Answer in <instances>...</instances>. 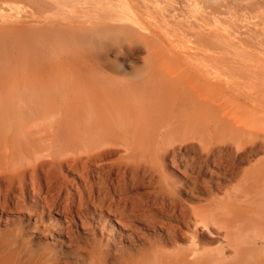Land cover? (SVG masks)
<instances>
[{"label": "bare ground", "instance_id": "1", "mask_svg": "<svg viewBox=\"0 0 264 264\" xmlns=\"http://www.w3.org/2000/svg\"><path fill=\"white\" fill-rule=\"evenodd\" d=\"M240 1L0 0V264H264V210H235L224 233L124 211L102 187L137 154L186 142L215 146L185 171L212 163L217 189L241 173L264 187V160L237 163L257 152L259 99L223 93L220 16L264 13V0Z\"/></svg>", "mask_w": 264, "mask_h": 264}, {"label": "rangeland", "instance_id": "2", "mask_svg": "<svg viewBox=\"0 0 264 264\" xmlns=\"http://www.w3.org/2000/svg\"><path fill=\"white\" fill-rule=\"evenodd\" d=\"M173 1H176L177 3L182 1V3H184V0ZM228 1L231 4L236 3L234 4V7L241 2L240 0ZM54 2L59 5V0H54ZM16 4L20 5V3ZM228 11L224 12L220 16L221 23L224 22L221 26H223V28L225 27L221 31V41L224 45L221 44L220 46V56L222 57V66L224 68L227 67L223 70L224 73L222 76L223 93L225 96H228L234 90L245 89L248 92L251 90V92L249 93L253 94L255 92V95H253L258 97L259 100L257 101L258 103H255V106L250 105L249 109L251 110L259 108L264 113V97H262L264 95V78H262V74H264V20H261L262 16L264 18V13H249L245 11H239L235 8L232 9V12L231 9ZM234 11H237L238 13L236 12V14ZM198 15L199 14L197 12L189 9L187 10L186 16L189 19L192 18L194 20ZM244 16H248L247 19ZM233 20L235 22H233ZM244 26L248 28H245ZM255 32L258 34H256ZM247 34H249L251 37L253 34V39ZM173 39V36L166 35V40L169 44L176 43ZM225 39H227L228 41ZM225 41H231L229 43L232 44L226 43ZM49 42L50 45L57 46L53 40H49ZM234 43H236L237 46ZM226 44H229L231 46L234 44V48L232 47L233 50H231V46ZM227 49L231 50L232 53H228L229 50ZM242 51L244 52L241 53ZM246 51L247 54L250 53L249 57L251 56V59L256 58L255 61L247 59L248 56L246 54ZM251 54H254V56L252 57ZM232 55L235 57H233ZM244 55H246V57ZM240 56H243L242 58H245L244 60H247V63L245 61H241L242 59L239 58ZM236 57L237 59H235ZM227 58L229 59V61H231V63H228L229 61ZM238 60L244 62L242 63V65L243 68H245L244 66H246L247 69H245L247 72H252H249L250 74H247L246 71H243L245 69L242 68L241 63H238ZM248 60L253 64L248 63ZM256 60H258V63L256 62ZM250 64L251 66L249 67ZM229 66L233 67V70H235V74L233 73V78L229 77V73L232 70L231 68H229ZM243 73L246 76L242 77L241 74ZM251 73H253L252 77L250 76ZM232 82L234 83L232 84ZM258 90L260 91V93ZM259 101H261V103ZM248 124L251 125L252 131H257V133L261 131L262 135L258 140L259 146L257 148V152L249 155L245 160L237 161L239 169L243 172L246 170L248 172L249 170L253 171V168L257 164V162L264 160V123L259 121H249ZM244 135L245 136H243L242 134L241 138L244 137L246 138V140L244 141V138L241 140H243V142H249L250 146V137L246 136L247 134ZM214 146L215 145L200 142L167 143L157 145L156 147L147 149V151L143 152L142 154H137L134 159L124 161L123 166H127L128 171L125 176H122L118 179L119 182L118 180L116 181L117 174L115 172V169L112 170L110 172V175H108V178H110L111 181L108 180V183L102 187L112 194H115L114 198L117 202L115 204L119 206L120 209L124 211L136 212L140 217L149 216L150 218L157 217L161 219L164 218V215L167 212L176 213L177 215L185 214L190 216L195 221H198L200 223V227L202 228L209 226L210 229L213 228L215 230H218L219 232L225 233L226 229L235 228V224L237 225V222L234 223V220L232 222H229V220H231V217L234 216L235 210L239 208H245L255 214L260 213L264 210V198H261L262 196L264 197V195H260V193H263L264 187L254 184L255 182H257L254 178L243 177L241 173V176L239 175L234 179L223 181L222 188L217 189L213 187L209 182H207L210 176V172L216 169L214 165H212V163L209 164L210 170H208V165L205 162L202 163L199 161L194 162L200 163V165L202 166L201 169L199 167L195 169L194 166L193 169H188V171H185L183 169V163L185 161L191 160V158H196L200 154H208L209 150ZM220 146L223 147L225 145L221 144ZM231 146H233L235 150L238 148L237 142L235 143V141L231 142ZM115 149L119 152L124 151L121 147H116ZM117 156L118 155H116L115 158ZM191 162H193V160ZM225 162H227L226 159ZM252 183L253 192L249 193L247 191L249 189L247 188H249V185H252ZM253 199H255L254 203L252 201L251 204H255V207L250 204L251 200ZM147 236L151 237L148 234ZM211 247L215 248L214 245H211ZM123 256L127 258V253H125Z\"/></svg>", "mask_w": 264, "mask_h": 264}]
</instances>
